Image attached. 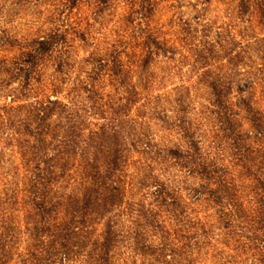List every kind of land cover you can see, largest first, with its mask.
I'll return each mask as SVG.
<instances>
[{
	"label": "trees",
	"instance_id": "trees-1",
	"mask_svg": "<svg viewBox=\"0 0 264 264\" xmlns=\"http://www.w3.org/2000/svg\"><path fill=\"white\" fill-rule=\"evenodd\" d=\"M6 1L0 0V11L5 10ZM173 1L174 10L184 3ZM55 2L59 18L53 28H38L22 40L10 37L0 42L21 52V57L6 64L4 72L22 78L24 87L38 81L39 67L46 61H54L58 74L69 66L68 36L72 32L85 40L89 30L81 28L85 13L97 21L107 12L112 15L121 2H126L128 15L122 19L124 26L115 30L108 58L86 60L93 66L84 77L76 78L78 85H73V92L83 91L91 102L102 100L96 83L103 72L110 71L117 83L116 92L123 88L129 95L140 96L147 91L142 75L154 57L174 59L178 45L185 50L180 52V61L191 57V20L179 18L180 35L176 34L175 40L152 26L159 0ZM129 51L137 57L136 62L129 60L139 78L133 85L127 82L130 70L122 60L123 55L130 57ZM56 85L53 80L43 92L56 89ZM251 85L238 87V91L244 93ZM210 89L224 126V141L205 145L187 122L182 127L185 147L170 148L162 156L178 166L187 181L197 180L196 185L186 188L190 203L180 193L186 181L183 187L172 186L151 176L155 185L151 206L139 203L131 220L133 227L120 229L117 211L125 196L117 175L124 157L116 144L118 136L114 134L110 144L102 126L83 139L82 123L71 124L62 135L52 134L53 154L44 157L42 150L53 116L70 110L74 116L70 121L82 118L78 109L58 99H38L32 131L40 144L36 155L43 160L28 166L20 184L8 181L0 188V264H116L122 243L151 257L148 264H208L201 256L206 248L217 251L211 255L215 264H264V110L256 109L245 96L236 102L228 99L233 89L230 83L217 80ZM56 129L62 127L57 125ZM144 143L150 153L151 142ZM162 153L156 151V155ZM99 224L100 229L96 228Z\"/></svg>",
	"mask_w": 264,
	"mask_h": 264
},
{
	"label": "rangeland",
	"instance_id": "rangeland-1",
	"mask_svg": "<svg viewBox=\"0 0 264 264\" xmlns=\"http://www.w3.org/2000/svg\"><path fill=\"white\" fill-rule=\"evenodd\" d=\"M17 1H6L5 10L0 11V42L10 37L22 40L38 28H53L58 23L55 0H22L16 4ZM175 4L173 0H159V11L153 17L152 26L168 39L175 40L180 35L179 18L191 20V57L180 61V52L185 50L179 45L174 59L162 55L154 57L142 75L147 91L140 96L129 95L123 88L116 92L117 83L109 76L110 71L103 72L96 83L104 97L102 100L91 102L83 91L72 90L73 85H78L76 78L84 77L93 66L86 60L108 58L115 30L124 26L122 19L128 15L126 2L118 4L112 15L107 12L97 21L85 13L86 20L81 22V28H89L85 40L72 32L68 36L69 66L58 74L54 61H46L39 67L38 81L33 80L27 87L22 78H13L4 72L6 64L21 57V52L14 46L0 44V188L8 181L20 184L28 166L43 160L36 155L40 144L32 131L33 113L37 100H46L50 96L73 110L78 109L82 119L70 121V117H74L69 114L70 110L59 117L54 115L44 141V157L53 154L52 134L62 135L71 124L79 126L82 123L83 139L90 131H98L102 126H105V137L110 144L113 135L118 136L116 144L124 157L117 175L125 196L117 211L119 229L124 225L133 227L131 220L140 208L139 203L146 208L151 206L153 198L150 194L155 188L151 176L172 186L183 187L186 181L185 190L183 188L180 193L190 203L186 188L196 185L197 180L187 181L178 166L163 160L162 156L170 148L185 147L182 127L187 122L192 123L205 145L224 141L221 130L224 126L217 117L210 89L214 81L232 85L228 97L231 101L245 96L256 109L264 110V0H184L177 10L173 8ZM129 56L131 59L123 55L122 60L130 70L127 82L133 85L139 78L129 60L136 62L137 57L131 51ZM53 80L57 88L51 87L45 94L43 87ZM250 82L252 85L246 92L238 91V87ZM93 105L95 109L92 110ZM57 125L62 129L57 131ZM149 141L153 148L150 153L144 147V142ZM157 150L163 153L156 155ZM141 179H144L143 183L139 182ZM126 202L132 205L131 208H127ZM130 210L133 213L129 214ZM96 228L100 229L102 225ZM216 253L206 248L201 256L208 264H215L211 255ZM151 261V257L128 244L122 243L117 249L116 264H148ZM78 264L87 263L79 261Z\"/></svg>",
	"mask_w": 264,
	"mask_h": 264
}]
</instances>
